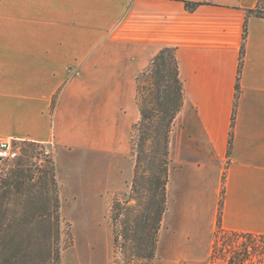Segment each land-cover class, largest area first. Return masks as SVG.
<instances>
[{"label":"crops","instance_id":"1","mask_svg":"<svg viewBox=\"0 0 264 264\" xmlns=\"http://www.w3.org/2000/svg\"><path fill=\"white\" fill-rule=\"evenodd\" d=\"M258 1L0 0V138L52 144L62 188L121 191L138 79L173 49L183 97L153 264H231L212 256L220 211L224 229L264 236Z\"/></svg>","mask_w":264,"mask_h":264},{"label":"trees","instance_id":"2","mask_svg":"<svg viewBox=\"0 0 264 264\" xmlns=\"http://www.w3.org/2000/svg\"><path fill=\"white\" fill-rule=\"evenodd\" d=\"M186 6L193 10L199 3L186 2ZM247 13L248 16L264 17V0H259L255 7L247 9ZM246 36L247 25L244 38ZM149 76L159 113L157 111L151 115L146 106H142L141 119L137 125L142 133L145 128L151 130L159 147L151 150L153 154L148 165L147 186L143 187L150 192L149 200L144 207L140 205L141 209H138L135 206L126 208L120 198H116L111 206V219L115 244H118L120 237L129 238L131 233H136L138 227H141V233L134 244L138 250H142L139 251L141 258L153 264L158 232L166 209L170 132L174 118L181 109L183 97L182 81L173 49L165 47L159 51L149 70ZM152 117L156 118L157 123L154 128L149 129L147 121ZM145 138L144 135L141 136L140 152L144 150ZM140 158L138 155L132 180L134 192L140 191L139 186L144 178L140 172ZM38 204L42 206L38 208ZM61 204L56 163L40 167L32 165L27 158H20L6 175L0 174V264H63L62 254L65 247L59 243ZM27 213L31 215L34 223L25 222L27 225H24L20 220ZM40 223H46L48 229L43 236L38 227ZM118 223H121L124 231L121 234ZM219 234L228 242L222 250L217 247ZM54 239L58 241L54 242ZM257 239L259 243L256 242ZM236 242H239V246L235 245ZM227 252L230 254H226ZM263 254V235L224 229L221 224V211L219 212L213 258L227 259L231 264H261Z\"/></svg>","mask_w":264,"mask_h":264},{"label":"rangeland","instance_id":"3","mask_svg":"<svg viewBox=\"0 0 264 264\" xmlns=\"http://www.w3.org/2000/svg\"><path fill=\"white\" fill-rule=\"evenodd\" d=\"M151 89L149 72L142 73L138 79L139 105L140 108L146 106L148 113L153 115L157 111L159 113V106L156 104ZM156 121V118L153 117L147 121V124L150 126L149 129L155 127ZM137 125L134 127L130 136L128 159L134 164L135 174L138 155L141 157L140 172L144 178L139 186V192L132 190L134 175L125 183L121 191L109 195L106 193L96 195L87 194L82 191L68 189L66 186L62 188L61 184L64 182L63 174L60 177L58 176L62 201V222L59 243L62 247H65L62 254L63 264H149L147 259L141 258L140 252L142 250H138L136 244H134L138 239V235L141 233V227H138L137 235L133 232L129 238L120 237L118 244H115L111 219V206L114 199L120 198L126 208L135 206L138 209H141L140 205L144 207L149 200L148 196H150V192L143 187L144 185L147 186L148 165L150 163V157L153 154L151 150L159 147L153 138L154 133L147 128L142 133L139 131ZM143 135L146 137L144 139V150L142 149V152H140V140ZM14 143L19 149V155L13 160L0 162V174L6 175L20 158H27L32 165H39L40 167H48L56 163L55 151L52 144L26 141H14ZM41 206L42 204H38L37 207L39 208ZM27 214L20 220V222H24V225H27L25 222H30V224L34 223L31 215ZM45 225L46 223H40L38 225L42 236L48 230ZM118 231L119 234L124 232L121 223H118ZM57 241L54 239V242ZM256 242L259 243V240L257 239ZM227 243L222 234H219L218 249L222 250L226 247ZM235 245L239 246V242H236ZM256 252L257 254L259 253V251ZM226 254L229 255L230 252Z\"/></svg>","mask_w":264,"mask_h":264},{"label":"built area","instance_id":"4","mask_svg":"<svg viewBox=\"0 0 264 264\" xmlns=\"http://www.w3.org/2000/svg\"><path fill=\"white\" fill-rule=\"evenodd\" d=\"M19 155V149L14 141L0 138V162L13 160Z\"/></svg>","mask_w":264,"mask_h":264}]
</instances>
